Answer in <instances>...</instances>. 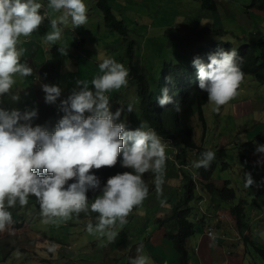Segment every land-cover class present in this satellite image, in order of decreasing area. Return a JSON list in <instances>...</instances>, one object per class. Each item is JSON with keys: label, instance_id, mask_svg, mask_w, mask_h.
I'll list each match as a JSON object with an SVG mask.
<instances>
[{"label": "clouds", "instance_id": "1", "mask_svg": "<svg viewBox=\"0 0 264 264\" xmlns=\"http://www.w3.org/2000/svg\"><path fill=\"white\" fill-rule=\"evenodd\" d=\"M119 1L122 5L112 3L119 30H112L105 20L108 7L101 0H0V264H125L121 258H127V264H154V246L146 245L163 238L166 225V239L178 235L180 226L167 221V211L152 216L148 201L156 196V205L165 207L163 197L184 198L188 184L179 189L177 182L184 163L185 168H196L190 175L198 184L204 183L200 171H214L210 191L197 187L199 199L189 205L194 227L185 240V263L169 239L179 254L178 264H191L188 240L195 233V205L223 193L235 199V205H208L200 216L205 234L215 242H229L222 231L235 222L249 255L263 241L264 171L243 172L244 187L236 191L229 181L215 179L216 153L213 147L205 148L203 139L205 109L213 115L229 109L235 123L252 113L239 139L246 137V145L253 148L241 153V166L249 161V151L256 160L264 154V121L258 120L264 114V0L236 8L231 6L234 0H210L207 8L199 0ZM184 3L183 9L176 8ZM190 5H199L202 12L189 14ZM138 6L146 12L156 6L173 12L174 26L180 16L188 20L186 25L199 16L191 28L185 27L194 38L182 33L181 43L176 42L183 49L179 65L172 58L173 37L163 39L165 48L155 49L157 36L132 28L127 13ZM155 23L167 27L164 17L149 27L156 28ZM200 33L207 39L195 43ZM135 49L145 56H137ZM69 63L76 74L65 82L62 72ZM64 94L69 96L63 99ZM245 99L250 101L247 112L236 108ZM47 104L63 113L54 129L44 124ZM137 105L132 119L118 123L125 109L131 113ZM183 111H190L187 120ZM200 124L202 134L195 126ZM255 133L257 138L250 139ZM235 141L221 134L218 146L236 151ZM152 176L153 193L147 182ZM211 209L215 211L209 214ZM135 217L144 220L134 223ZM69 227L66 246L61 238ZM105 237L117 241V258H112L114 247L101 245Z\"/></svg>", "mask_w": 264, "mask_h": 264}, {"label": "rangeland", "instance_id": "2", "mask_svg": "<svg viewBox=\"0 0 264 264\" xmlns=\"http://www.w3.org/2000/svg\"><path fill=\"white\" fill-rule=\"evenodd\" d=\"M117 2L122 5L120 3L119 0H117ZM252 0H234L232 1V8H236L237 6H246V5H249L251 4ZM185 3L183 5H179L177 6L176 8L177 9H183ZM146 7L144 6H138L136 7V11H134L133 13H127V16L129 18H131L133 21H134V26L132 27L134 30L138 31L139 33H142V34H146L148 33L150 36L154 35V36H157V40H158V43L154 46L155 49H162V48H165L164 44L162 43L163 42V39L165 37H173L175 39V46H174V53L172 55V58H173V62L175 65H179L180 62L182 61V54H183V49L181 46H177L176 45V42L177 43H181V38L180 36H182V33H184L185 36L187 37H191V38H194V34H189L187 32V29H185V27L187 28H191L192 25H194L196 23V21L199 19V16L198 15H194L193 18H192V22H189L187 25L186 23L188 22V20H181V16L178 17V20L176 22V25H172V18H173V15L174 13L173 12H166V11H163L161 7H158L156 6L154 8V10H150L149 12H146L144 11ZM151 9V7H149ZM188 13L190 14V12L194 11L196 14L198 13H201L202 10H201V7L199 5H190L188 8ZM117 11V10H116ZM117 16H119V12L117 11ZM261 15L264 16L263 13H261ZM166 18L167 19V23H166V28L161 27L159 28V23H155L154 25L156 26V28H153V27H149L151 22L152 21H155V20H158V19H161V18ZM240 21L242 23H245L247 22L245 20V18L243 17H239ZM179 23H184V24H181V25H178ZM192 24V25H191ZM69 26V23H67L66 25V28ZM178 26H181L179 28H177ZM184 26V27H183ZM235 30L237 31H241V27L240 26H236L235 27ZM163 31H164V34H163ZM237 34L239 35H243V33H240V32H237ZM35 42L36 43H40L41 42V39L38 38V37H35ZM33 43H29V46H32ZM25 45L24 43H20L19 44V47L20 46H23ZM83 49V48H82ZM97 55H104L103 52H96ZM135 54L137 56H139L140 58L144 57L145 56V53L142 51H137V49H135ZM36 63H40L42 61L41 58H39V55H37V58H36ZM137 63V60L135 61ZM72 63H69L68 66H66L64 69H63V72H62V79L65 81V82H69L70 80V76H73L76 74L75 70H74V67L71 66ZM144 72H148L147 70H145ZM261 89V86L258 87V89ZM69 95L67 94H64L63 95V99H66ZM260 97L261 99L263 100V102L261 103H264V90H262L260 92ZM122 97L121 99L119 100L120 102H122ZM59 104V101H57V105L58 106ZM250 104V101L248 99H245L243 102H238L236 104V108L238 110H242L244 108H246L248 105ZM118 107H121L120 105ZM126 108V107H125ZM138 109V105L136 107H134L133 109V112L131 113H128L125 109V112L122 114L121 116V120L118 121L119 122H127L129 121L130 119H132L133 117L131 116V114H134L135 111ZM45 117H46V122L44 123L45 125H52L53 126V129L55 127V124L57 123V121L62 117L63 113L59 112V110L56 109V107H54V105H49L47 104V107H46V111H45ZM222 115H213L212 113L209 112L208 109H205V123L207 125V129H206V137L205 139H203V142L205 144V148L207 146H210V147H213L212 148V151H214L216 153V158L215 160H217V166L218 168L215 170L214 172V177L216 180H219L221 182L223 181H229L230 182V185L231 187H233L236 191H241L242 192V189L244 187V176H243V166H241V153L245 150V149H252L253 146H248L246 145V138H242V139H239L240 138V133H241V130H243L245 128V124H240V123H235L233 122L232 120V112L231 110L228 109V111L226 113H221ZM44 117V118H45ZM259 121H264V114L259 116L258 118ZM196 126V130L202 134L203 133V126L200 124V127H198V125H195ZM248 129H250V126H247ZM221 134L223 135H227L229 137V139L231 141L233 140H236L235 142L238 144L237 146V150L234 151L232 148H229L228 150H226V147L225 145H221L220 147L218 146V143H219V139H220V136ZM257 133L255 134H251L250 136V139H256L257 136H256ZM229 155V157H228ZM249 155V164L250 165H257V162H255L252 157H251V152L249 151L248 153ZM223 163H226L225 165ZM227 165H230V167L228 168ZM189 169L191 168L190 165L187 166ZM154 179V176L150 177L148 179L147 182L150 183V186L152 188V193L155 189L152 181ZM168 180H166V184L170 185L172 181L170 182H167ZM172 192L169 193V195H171ZM228 194L227 193H223V195H221V198H212L211 200L209 201H204L202 203V208L204 209V211L207 209L208 205H214L215 208H221V209H226V205H222L221 202L223 200H225L226 196ZM245 196V190L243 191V194H242V197ZM229 196H227L228 198ZM181 198V195L177 196V198L175 199V201H178L179 199ZM226 198V199H227ZM157 197L156 196H152L149 201H148V205H154V202L156 203ZM167 203V202H166ZM238 206V205H237ZM236 207V206H235ZM171 209L170 208H167V205L165 207H161V204L157 205L156 208L154 209V211H150V214L152 216H156L158 213H164L166 212L165 210H169ZM229 210H232V208H229ZM144 218H140V217H135L133 219V222H140V221H143ZM32 223L33 224H38V221L37 219H32ZM194 224H195V227L198 225V223L196 221H194ZM153 225V223H152ZM49 227V224L48 223H45L44 225V228H45V234L47 232V229ZM263 227V226H261ZM66 233H63L62 235V242H65L66 246H67V241H68V236H69V232H70V227L66 229ZM262 229L260 230V233H261ZM78 232V229L76 230H73L72 231V235H71V238L74 239L76 233ZM222 234L223 235H226L228 236L231 241H229V243H231V248H233L235 251H236V263L235 264H242V258L245 259V261L243 262V264H258L260 262V258L259 256L255 253V250L252 249L250 250V255L248 254V248L246 245H245V242L242 238L239 237L238 235V231H237V226H236V223L233 222V224H231V226H228L226 228H223V231H222ZM248 236L250 237V235L248 234ZM261 236V235H260ZM87 237L88 238H91V235L87 234ZM260 238V237H258ZM261 240L264 241V238H260ZM101 241V245H105L107 244L108 248L109 249H112L113 247L116 249L115 252H113L112 254V258H117L121 253H119L118 251V247H117V241H112V242H109L107 240V238H100ZM198 243H193V245L196 247ZM54 249V248H53ZM61 247H56L55 248V251H61ZM98 252V251H97ZM229 252H232V251H229ZM228 252V253H229ZM227 253V251H226ZM91 256L92 255H95L97 253H90ZM194 254V253H193ZM193 254L192 256L190 257V259L192 260L193 259ZM81 256H76V260H80ZM257 262V263H256ZM11 263H13V260H11ZM127 264V263H125ZM172 264H178L177 262H173ZM219 264V263H218Z\"/></svg>", "mask_w": 264, "mask_h": 264}, {"label": "trees", "instance_id": "3", "mask_svg": "<svg viewBox=\"0 0 264 264\" xmlns=\"http://www.w3.org/2000/svg\"><path fill=\"white\" fill-rule=\"evenodd\" d=\"M201 2V5L203 8H207L211 6L210 0H199ZM101 3L108 7L105 13V20L107 23V26L112 30H119L118 25L115 21L116 17L114 16V7L112 5L113 0H110V4L108 5V0H101ZM206 36L203 33H200L199 37L195 40V43L204 42L206 41ZM162 55L166 58L168 57V53L163 52ZM86 77V76H84ZM190 111H187V114H189ZM187 114L186 112H181L182 118L187 120ZM143 120L147 121L146 118H143ZM181 159V157L179 158ZM183 164V161H180ZM258 165H250L249 161H245V166L247 168H252L253 170L259 169V171H264V154L260 155L258 159L256 160ZM188 165V163H184L180 167V172L177 174V182H180V185L187 183L188 185H185V196L180 201L175 202V198L173 197H163L162 200H165L167 203V208H170L167 211L170 215V217L167 219V221H177L180 226V233L178 235H171L169 234V239L173 241L175 244L177 250L183 254L182 262L185 263L186 259L184 255L186 254L185 250V240L193 233V223L191 222L189 216L192 214V208L189 207L190 203L195 202L199 199V194L197 193V187H200L202 191H210V187L212 186V176L214 167L209 169L206 172L200 171L198 174L203 179L204 183L198 184L196 180L193 179V175H190L193 171L196 170V168L191 167L190 169L185 168L184 166ZM255 166V167H254ZM186 174V175H185ZM183 180V181H182ZM229 200L225 198L221 202L222 205H226ZM183 205L188 206V209H183ZM245 225L240 226L241 233L244 232V229L246 228ZM244 227V228H243ZM245 241V237H243ZM256 254L260 257L262 264H264V241H260V245L258 247H255Z\"/></svg>", "mask_w": 264, "mask_h": 264}, {"label": "crops", "instance_id": "4", "mask_svg": "<svg viewBox=\"0 0 264 264\" xmlns=\"http://www.w3.org/2000/svg\"><path fill=\"white\" fill-rule=\"evenodd\" d=\"M256 100H259V98H257ZM249 105L246 108H244V112H247V109H249ZM252 118H253L252 113L249 115H244V117L237 123L247 125L251 123ZM253 160L256 162V159L253 158ZM252 170H253L252 168L250 170H247V167L244 165V169H243L244 174L247 172L249 173ZM178 187L179 189H181L182 185H178ZM215 196H219V193L217 192ZM202 203L203 202H199L195 205V209L197 213L196 222L198 223V225L195 227L194 235L188 240L189 262H190V257L194 253L193 259L191 260V264H218V263L219 264H235L237 255H234V253H228L229 251L235 252V250L230 247L231 243L227 242V240L215 242L205 234L203 222L200 219V216L203 215V212H204V209L202 208ZM157 205L159 204L157 203ZM157 205L155 202H154V205L149 204V206L147 207V210H149V212L154 211ZM234 205H235V199L229 200L226 204V206H234ZM213 207L214 206H212V208ZM213 211H215V209L209 210V214H211ZM225 213L229 214V211H226ZM130 227H131V230L134 232L135 227H134L133 222L131 223ZM168 229L169 228H167V225H166L162 233L163 238L161 237L159 239H156L152 243V245L151 244L146 245L148 248H153L154 246V249L156 252V255L152 258L154 264H172L173 261L177 263L179 262V254L174 249L171 241L164 237L165 233L169 232ZM159 231L160 230H157L156 232H159ZM131 235H134V234H131ZM193 243H198V244L195 247ZM120 260H123L124 263H128L127 258H121ZM67 264H70V262H68Z\"/></svg>", "mask_w": 264, "mask_h": 264}, {"label": "bare ground", "instance_id": "5", "mask_svg": "<svg viewBox=\"0 0 264 264\" xmlns=\"http://www.w3.org/2000/svg\"><path fill=\"white\" fill-rule=\"evenodd\" d=\"M245 225V224H244ZM246 227V226H245ZM244 228V227H243Z\"/></svg>", "mask_w": 264, "mask_h": 264}]
</instances>
